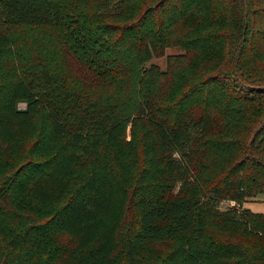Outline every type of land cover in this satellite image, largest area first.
Instances as JSON below:
<instances>
[{
  "label": "trees",
  "instance_id": "obj_1",
  "mask_svg": "<svg viewBox=\"0 0 264 264\" xmlns=\"http://www.w3.org/2000/svg\"><path fill=\"white\" fill-rule=\"evenodd\" d=\"M181 3L0 0V264H264L256 25L173 99L148 62L221 39L179 41L202 11Z\"/></svg>",
  "mask_w": 264,
  "mask_h": 264
},
{
  "label": "rangeland",
  "instance_id": "obj_2",
  "mask_svg": "<svg viewBox=\"0 0 264 264\" xmlns=\"http://www.w3.org/2000/svg\"><path fill=\"white\" fill-rule=\"evenodd\" d=\"M132 1L140 4L142 0ZM181 4H196L202 8V11H200V22L196 25L173 30L179 41H194L199 36H220L221 39L203 45L184 46L174 43L167 47L162 55L152 57L147 65L155 64L161 70L171 73L168 86L173 99L174 96L182 95L191 85L199 82L200 77L203 78L207 72L225 65L224 59L236 48L239 36L242 32L244 34L248 27L245 19L247 11L250 13L248 19L256 26L255 30L250 29L246 36L244 65L251 75L264 77V0H182ZM172 11L173 8L170 7L169 13ZM209 15L216 18L210 21ZM7 65L6 59L0 60V68ZM184 75L190 76V80L182 82ZM24 106V103H20V107ZM131 138L130 133L128 139ZM242 206L264 213L262 196H256L255 200L246 201Z\"/></svg>",
  "mask_w": 264,
  "mask_h": 264
}]
</instances>
